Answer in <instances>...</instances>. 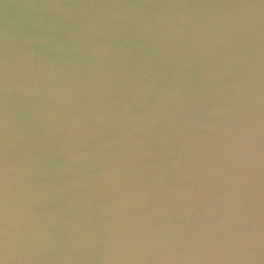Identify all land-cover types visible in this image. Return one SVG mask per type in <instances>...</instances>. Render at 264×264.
<instances>
[{"label": "water", "instance_id": "obj_1", "mask_svg": "<svg viewBox=\"0 0 264 264\" xmlns=\"http://www.w3.org/2000/svg\"><path fill=\"white\" fill-rule=\"evenodd\" d=\"M0 264H264V0H0Z\"/></svg>", "mask_w": 264, "mask_h": 264}]
</instances>
